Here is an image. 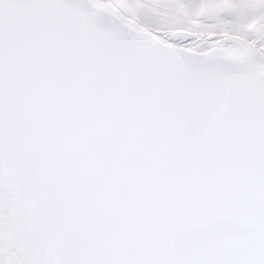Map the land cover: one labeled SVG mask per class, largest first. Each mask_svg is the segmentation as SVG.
Listing matches in <instances>:
<instances>
[{"label":"snow or ice","instance_id":"1","mask_svg":"<svg viewBox=\"0 0 264 264\" xmlns=\"http://www.w3.org/2000/svg\"><path fill=\"white\" fill-rule=\"evenodd\" d=\"M0 264H264V0H0Z\"/></svg>","mask_w":264,"mask_h":264}]
</instances>
